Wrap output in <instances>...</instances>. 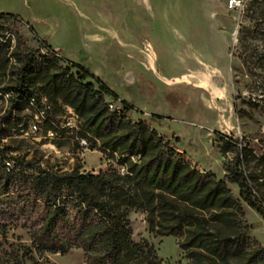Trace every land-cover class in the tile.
<instances>
[{"label":"rangeland","instance_id":"rangeland-1","mask_svg":"<svg viewBox=\"0 0 264 264\" xmlns=\"http://www.w3.org/2000/svg\"><path fill=\"white\" fill-rule=\"evenodd\" d=\"M230 1L0 0V13L7 35L25 52L46 40L113 90L120 99L115 105H132L134 122H147L196 170L225 180L242 208L248 237L264 248V219L228 179L237 148L250 153L241 171L252 177L264 171V0H239V7ZM11 81L0 82V149L12 167L0 158V171L98 174L119 168L99 144H80L79 126L61 128L67 107L55 109L45 100L14 107L11 92H3ZM37 105L51 108L52 135L47 121L31 131ZM9 111L15 118H4ZM8 126H14L11 136L3 138ZM254 193L264 205V185H254ZM128 218L132 240L151 245L160 264H190L179 239L150 232L141 210ZM12 262L88 264L82 249L40 253L22 221L0 228V264Z\"/></svg>","mask_w":264,"mask_h":264},{"label":"trees","instance_id":"trees-1","mask_svg":"<svg viewBox=\"0 0 264 264\" xmlns=\"http://www.w3.org/2000/svg\"><path fill=\"white\" fill-rule=\"evenodd\" d=\"M5 17L0 13V82L13 78L3 92H11L14 107L45 100L55 109H72L80 120V139L99 144L125 172L0 171V228L22 221L40 253L82 249L88 264H160L151 245L132 240L128 217L141 210L150 232L179 239L190 264H264V248L248 237L242 208L225 180L196 170L147 122H134L128 116L132 105H115L120 99L113 90L46 40L38 39V49L25 52L7 36ZM8 117L15 118L14 112ZM50 121L47 132L55 131ZM13 127L3 130V138ZM237 149L228 179L264 219V205L254 193V185H264V171L255 177L241 171L250 153ZM0 158L11 160L2 149Z\"/></svg>","mask_w":264,"mask_h":264},{"label":"built area","instance_id":"built-area-1","mask_svg":"<svg viewBox=\"0 0 264 264\" xmlns=\"http://www.w3.org/2000/svg\"><path fill=\"white\" fill-rule=\"evenodd\" d=\"M230 5L232 7H239L241 5V1L231 0ZM7 36L11 37L9 35H7ZM43 52H45V51H43ZM50 110H51L50 107H47L44 105L43 114H35V116H34L35 120L31 123V131H35V132L38 131V129L40 127V123L42 121L46 122V120H49L48 114H49ZM67 112H68L69 116L64 119V122L62 123L61 128H63V129H66V128L78 129V126L80 125V120H79L78 116L75 115V113L72 111V109H67ZM80 144L82 146H88V141L86 139H80ZM5 163H7V165L9 167H12L10 160H5ZM119 170L121 173L125 172V169L122 167Z\"/></svg>","mask_w":264,"mask_h":264},{"label":"bare ground","instance_id":"bare-ground-1","mask_svg":"<svg viewBox=\"0 0 264 264\" xmlns=\"http://www.w3.org/2000/svg\"><path fill=\"white\" fill-rule=\"evenodd\" d=\"M45 54V52H43ZM33 106H36L35 102L34 101H31L30 102ZM70 109V108H68ZM73 111V110H72ZM44 112V106H41L40 108H38V105H37V113L36 114H43ZM76 115V114H75ZM77 116V115H76ZM46 121H49V120H46ZM50 135H52L53 131H49L48 132Z\"/></svg>","mask_w":264,"mask_h":264},{"label":"crops","instance_id":"crops-1","mask_svg":"<svg viewBox=\"0 0 264 264\" xmlns=\"http://www.w3.org/2000/svg\"><path fill=\"white\" fill-rule=\"evenodd\" d=\"M63 50V49H62Z\"/></svg>","mask_w":264,"mask_h":264}]
</instances>
